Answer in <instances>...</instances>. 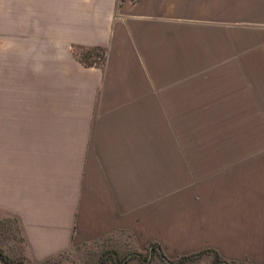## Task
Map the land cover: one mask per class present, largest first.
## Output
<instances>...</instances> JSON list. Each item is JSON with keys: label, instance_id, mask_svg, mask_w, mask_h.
<instances>
[{"label": "crops", "instance_id": "1", "mask_svg": "<svg viewBox=\"0 0 264 264\" xmlns=\"http://www.w3.org/2000/svg\"><path fill=\"white\" fill-rule=\"evenodd\" d=\"M4 220L32 261L121 233L264 264V0H0Z\"/></svg>", "mask_w": 264, "mask_h": 264}, {"label": "rangeland", "instance_id": "2", "mask_svg": "<svg viewBox=\"0 0 264 264\" xmlns=\"http://www.w3.org/2000/svg\"><path fill=\"white\" fill-rule=\"evenodd\" d=\"M140 244L131 236L118 233L71 248L47 258L46 262L32 261L20 248L14 224L9 220L0 221V251L13 264H168L178 257L172 251L156 250L154 246L142 248ZM212 258L210 253H204L185 263L209 264ZM0 264L3 263L0 261Z\"/></svg>", "mask_w": 264, "mask_h": 264}, {"label": "trees", "instance_id": "3", "mask_svg": "<svg viewBox=\"0 0 264 264\" xmlns=\"http://www.w3.org/2000/svg\"><path fill=\"white\" fill-rule=\"evenodd\" d=\"M72 52L73 55L77 58V60L84 66L99 65L100 63L96 61V57L100 56L98 55V53L100 52L103 53L102 49L98 46H93V47L76 46L72 48ZM204 253H210L213 256L209 264H232L221 260L214 251L208 249L196 253H192L189 255L178 256L174 259V261H171L172 263H168V264H186L185 263L186 261L192 260L196 256ZM0 261L3 264H13L10 263L9 258L6 257L1 251H0ZM46 261H48V259H45L42 262H46ZM242 264H249V263H242Z\"/></svg>", "mask_w": 264, "mask_h": 264}, {"label": "built area", "instance_id": "4", "mask_svg": "<svg viewBox=\"0 0 264 264\" xmlns=\"http://www.w3.org/2000/svg\"><path fill=\"white\" fill-rule=\"evenodd\" d=\"M103 58H104L103 56H98L96 57V61L101 63L103 61Z\"/></svg>", "mask_w": 264, "mask_h": 264}]
</instances>
